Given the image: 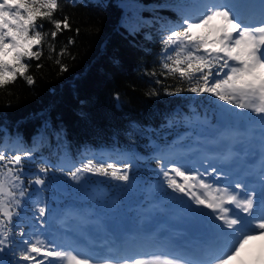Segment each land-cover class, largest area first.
<instances>
[{
	"label": "snow or ice",
	"instance_id": "6c2138e0",
	"mask_svg": "<svg viewBox=\"0 0 264 264\" xmlns=\"http://www.w3.org/2000/svg\"><path fill=\"white\" fill-rule=\"evenodd\" d=\"M151 7H168L176 14L175 21L160 26L158 59L162 74L178 76L188 86L166 88V94L188 92L194 94L190 99L207 94L220 114L212 125L195 108L187 117L177 113L170 123L195 119L213 135L194 146L178 138V143L156 149L162 195L145 215L166 213L164 222L170 227L157 230L147 222L113 227L104 220L81 225L79 238L95 254L58 243L53 224L57 210L41 194L54 183L49 169L64 171L63 166L41 153L42 166L35 172L26 169L23 161L34 162L43 134L30 148L20 146L17 137V147L11 149L5 135L0 137V264H233L251 241L264 238V0H172ZM58 8V0H0V89L18 76L28 85L35 82L26 75V61L40 60L48 35L38 21L53 25V40L70 28L67 16L53 19ZM151 23L129 20L125 26L134 36L141 25ZM144 38L153 39L150 34ZM49 47L55 51L54 45ZM65 51L66 46L59 55ZM193 152L201 154L189 159ZM117 163L88 159L68 175L77 182L87 173L129 182L132 161L122 164L123 171ZM46 180L49 186L40 187ZM26 220L27 232L21 227ZM178 226L182 230L174 231Z\"/></svg>",
	"mask_w": 264,
	"mask_h": 264
},
{
	"label": "trees",
	"instance_id": "16d2710c",
	"mask_svg": "<svg viewBox=\"0 0 264 264\" xmlns=\"http://www.w3.org/2000/svg\"><path fill=\"white\" fill-rule=\"evenodd\" d=\"M170 3L172 0H58L53 19L67 16L70 28L58 32L55 40L50 35L53 25L38 21L48 35L41 45L40 60L26 61L30 65L26 75L33 76L35 82L28 85L18 76L14 83L0 89V137L8 136L10 149L17 147V137L20 146L30 148L43 134L34 162L23 161L26 169L35 172L42 166V157L52 164H69L64 171L50 168L48 175L52 178L55 174L54 183L49 186L46 180V185L40 186L50 187L42 193L50 206L54 203L50 195L58 193L56 176L66 180L69 187L67 193H62L63 201L71 199L78 206L92 205L97 200L90 187L92 180L106 184L114 193L128 192L126 182L110 177L87 173L77 182L68 175L88 159L119 161L117 167L122 169L127 161L118 160L115 151L132 156L129 177L139 182L158 177L157 147H165L185 131L196 130L193 119L170 123L177 113L187 117L195 108L200 117L207 115L212 123L219 119V110L207 102V94L190 99L194 94L165 92L166 88L171 91L188 86L178 76L162 74L158 59L160 26L175 21L176 14L168 7L151 6ZM140 19L152 23L141 25L134 36L129 35L125 24ZM149 34L153 39L145 40ZM70 39L74 43H69ZM50 44L55 46L54 52ZM65 46L64 55H59ZM37 64L43 67L38 69ZM61 66L67 71H61ZM21 227L26 230L29 223Z\"/></svg>",
	"mask_w": 264,
	"mask_h": 264
},
{
	"label": "rangeland",
	"instance_id": "374dc122",
	"mask_svg": "<svg viewBox=\"0 0 264 264\" xmlns=\"http://www.w3.org/2000/svg\"><path fill=\"white\" fill-rule=\"evenodd\" d=\"M223 103V102H220ZM247 111V110H245ZM256 115V114H253ZM195 121V119H193ZM201 120H203V117H201ZM213 133L208 128L207 125H203L198 123L197 124V131L193 135H183L179 140H182L183 143L187 146H194L196 141L199 139L203 141L206 137H211ZM177 143V142H174ZM205 147H209L208 145H205ZM203 152V149H202ZM197 152H193L191 156H195ZM200 153L197 154L199 156ZM194 162V161H193ZM160 181L161 180H153L147 182H139L136 178L130 176L129 182H126L124 184L125 187L129 189V191H118V197L117 199H114V197L110 196L107 191H102V198L99 200L100 206L95 209V207H91L90 209H87L86 212L90 216V212L88 210H92L93 214H96L99 212V215L101 216V220H108L113 223V227L115 225H123V221L125 219L129 220L128 226H141L144 223H150L153 228H156L157 230L162 229H168L170 227L169 224L165 223V219H168L166 213H159L156 214L153 217L145 215L146 213H149L154 208V198L159 197L162 195V190L160 188ZM90 187L92 190L95 188H99V184L102 182H98L95 180L90 181ZM93 183V184H92ZM164 188H167L166 184L164 185ZM167 191H171V189H167ZM68 192V191H66ZM64 193V192H62ZM42 195V194H41ZM55 201L57 202L56 205H59L60 207H65L66 205H60V201L63 200V197L60 195H53ZM42 198L45 201V197ZM81 199V198H80ZM132 201L131 204H129V201ZM88 207V206H87ZM86 209V207H83L81 210ZM79 210V209H78ZM63 214L62 219H57L55 223V238L58 243H61L62 237L65 236V232L71 234L73 236L77 237L80 236V230L82 222L79 223L78 219L76 217L69 216L67 212L64 210L61 212ZM85 223L89 224H95L92 221H84ZM181 227H177L174 229V231H181ZM87 244V242H85ZM85 249L86 248L85 246ZM248 253V247L246 246L245 249L241 253V257L238 258L237 261H234L233 264H239L240 261H244V264H262V261H264V255H258V254H250L245 258L244 256Z\"/></svg>",
	"mask_w": 264,
	"mask_h": 264
},
{
	"label": "bare ground",
	"instance_id": "6f19581e",
	"mask_svg": "<svg viewBox=\"0 0 264 264\" xmlns=\"http://www.w3.org/2000/svg\"><path fill=\"white\" fill-rule=\"evenodd\" d=\"M78 243H80V240L76 239V237L74 236L73 238H71V241L67 243V245L73 246ZM247 247H248V253L244 256L245 258H247V256L250 254H258L260 256L264 255V238L251 241L249 245H247ZM83 248H85V245H83ZM243 264H244V261H243Z\"/></svg>",
	"mask_w": 264,
	"mask_h": 264
},
{
	"label": "water",
	"instance_id": "95a60500",
	"mask_svg": "<svg viewBox=\"0 0 264 264\" xmlns=\"http://www.w3.org/2000/svg\"><path fill=\"white\" fill-rule=\"evenodd\" d=\"M99 177V176H98ZM55 185L56 187H58L59 189H67V184L65 183V181L61 180L59 177H55ZM69 204H71V202H69ZM128 220H125L124 223L125 225L127 224Z\"/></svg>",
	"mask_w": 264,
	"mask_h": 264
}]
</instances>
